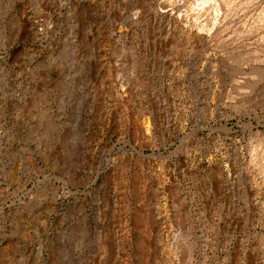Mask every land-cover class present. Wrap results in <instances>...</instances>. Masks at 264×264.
I'll return each instance as SVG.
<instances>
[{"label": "rangeland", "instance_id": "1", "mask_svg": "<svg viewBox=\"0 0 264 264\" xmlns=\"http://www.w3.org/2000/svg\"><path fill=\"white\" fill-rule=\"evenodd\" d=\"M0 264H264V0H0Z\"/></svg>", "mask_w": 264, "mask_h": 264}, {"label": "bare ground", "instance_id": "2", "mask_svg": "<svg viewBox=\"0 0 264 264\" xmlns=\"http://www.w3.org/2000/svg\"><path fill=\"white\" fill-rule=\"evenodd\" d=\"M196 3V2H195Z\"/></svg>", "mask_w": 264, "mask_h": 264}]
</instances>
